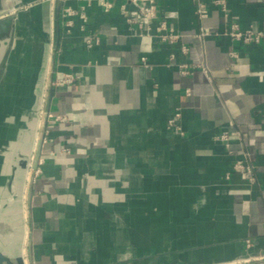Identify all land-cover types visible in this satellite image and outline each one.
Segmentation results:
<instances>
[{
  "label": "crops",
  "instance_id": "obj_1",
  "mask_svg": "<svg viewBox=\"0 0 264 264\" xmlns=\"http://www.w3.org/2000/svg\"><path fill=\"white\" fill-rule=\"evenodd\" d=\"M108 1H54L26 264L264 260V43L229 35L264 32V0H154L145 32Z\"/></svg>",
  "mask_w": 264,
  "mask_h": 264
},
{
  "label": "water",
  "instance_id": "obj_2",
  "mask_svg": "<svg viewBox=\"0 0 264 264\" xmlns=\"http://www.w3.org/2000/svg\"><path fill=\"white\" fill-rule=\"evenodd\" d=\"M53 6L54 0H0V264H26L24 193L44 102Z\"/></svg>",
  "mask_w": 264,
  "mask_h": 264
},
{
  "label": "built area",
  "instance_id": "obj_3",
  "mask_svg": "<svg viewBox=\"0 0 264 264\" xmlns=\"http://www.w3.org/2000/svg\"><path fill=\"white\" fill-rule=\"evenodd\" d=\"M55 1V0H54ZM126 4L133 6L136 10V15L130 16L128 18V22L130 24H135L137 28L145 32L144 30H148V26L150 23L158 18V13H157V7L154 2V0H123ZM98 4L105 10L108 11L111 8V3L108 0H98ZM214 4L222 6L223 11H225V4L223 0H216L214 1ZM122 13L124 15H129L128 11L123 7L122 8ZM74 14V12L71 9H65L64 10V16L70 17ZM196 14L199 19H203L207 17V6L203 3H197V10ZM165 27L163 24L160 25L158 28L159 32V38L163 42H175L179 36L175 35L173 33H168V34H161L160 32L164 31ZM206 33L201 32L198 35V38H202L203 36H206ZM230 37L233 38L236 41H240L243 44H259V43H264V32H254L252 30H245L241 31L236 27H233L231 32H230ZM184 52L185 49L183 48ZM144 61V59H142ZM181 73L186 74L187 69L185 66H181ZM73 81L72 77L70 76H64L59 80H56L53 82V85L55 86H65L67 84H70ZM46 97V89H45V95H44V100ZM43 115V107L41 111V117ZM54 121L58 122H64L65 119L61 116H56L53 118ZM174 121L170 120L169 121V126H173ZM221 139L223 141H228L227 135H222ZM42 160L40 159L38 161V165L41 164ZM34 163V158H32L30 170H29V175H28V181L30 179L31 173H33L34 176H37L39 174L38 168H35L33 166ZM233 170H241L243 171L244 174H247L249 177V180L253 183L254 178L251 175V169L250 167H245L242 162L236 161L234 162L232 166ZM27 181V182H28Z\"/></svg>",
  "mask_w": 264,
  "mask_h": 264
}]
</instances>
